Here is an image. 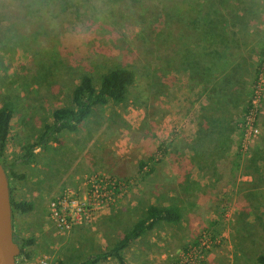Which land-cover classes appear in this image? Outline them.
Here are the masks:
<instances>
[{
	"label": "rangeland",
	"instance_id": "1",
	"mask_svg": "<svg viewBox=\"0 0 264 264\" xmlns=\"http://www.w3.org/2000/svg\"><path fill=\"white\" fill-rule=\"evenodd\" d=\"M0 1V107L12 108L2 162L10 197L32 204L12 213L13 240L32 243L18 264H79L106 251L147 204L174 205L181 220L131 243L125 264H260L264 0L234 2L221 21L220 10L199 19L209 0H41L37 12L30 0ZM211 49L219 63L205 82L192 80L199 51ZM114 66L134 74L123 102L95 108L77 132L36 148L33 163L16 161L52 109L70 105L82 73L96 86ZM12 162L23 179L8 175ZM102 174L121 187L90 201L88 179ZM62 195L80 222H54Z\"/></svg>",
	"mask_w": 264,
	"mask_h": 264
},
{
	"label": "trees",
	"instance_id": "2",
	"mask_svg": "<svg viewBox=\"0 0 264 264\" xmlns=\"http://www.w3.org/2000/svg\"><path fill=\"white\" fill-rule=\"evenodd\" d=\"M32 4L30 8L33 11H40L41 0H30ZM62 1V0H61ZM207 0H202L203 5ZM241 0H209L208 11H204V16L199 19H209V13L217 12L220 10L218 21H221L227 12L234 7V2ZM5 7V3L0 1V8ZM234 10V9H233ZM37 12V11H36ZM226 13V14H225ZM229 14V13H228ZM158 16V14H156ZM197 18V17H196ZM194 19L195 22L197 19ZM209 22H212L210 18ZM201 52L197 67L191 70L192 80H199L205 82L207 78L211 76L213 72V63H219V53L217 54L211 50H200ZM263 54V53H261ZM190 69L192 67H189ZM215 69V68H214ZM260 65L256 66L255 73H259ZM134 74L133 72L123 66H114L108 71L100 75L97 79V85L95 86V79L93 75L88 72H84L80 75L78 82L71 88L70 92V105L68 107H56L52 109L50 114V121L43 124L37 138L32 143H27L21 148V155L16 161L22 164L33 163L36 148L44 147L48 142L57 144L59 143L60 135L64 132L73 133L77 132L82 123L86 118L93 112L97 107L104 106L109 102L121 103L125 100L128 87L133 83ZM222 80V79H221ZM198 81V82H199ZM255 83V82H254ZM208 86V85H205ZM204 92L209 94L215 90L205 88ZM247 109L251 107V101H247ZM12 119V108L8 104H3L0 107V163L3 165L2 158L4 154L5 145L10 130V121ZM14 163L9 164L8 175L12 179L21 180L24 178L22 173H17L12 169ZM143 167V163L140 162L139 170ZM256 169V167H253ZM114 181L113 193L116 188L121 187L120 180L112 176L109 177ZM110 187V185H108ZM11 211L24 214L32 209V204L24 200H14L10 197ZM141 209V208H140ZM112 218V217H111ZM181 220V213L179 209L174 205H155L147 204L141 209L139 217L128 227H126L122 233L118 234L113 241L112 245L106 251H100L99 253L93 254L86 260L79 264H95L101 259L113 257L117 260L118 264H125L121 255L122 251L127 248L135 240L144 236L147 232L152 230L154 226L160 222L175 224ZM31 240H21L18 242L19 254L28 256V253L24 251L26 245H30ZM187 253V252H186ZM18 255V256H20ZM258 262L264 264V257L258 256ZM57 264H63L61 261Z\"/></svg>",
	"mask_w": 264,
	"mask_h": 264
},
{
	"label": "water",
	"instance_id": "3",
	"mask_svg": "<svg viewBox=\"0 0 264 264\" xmlns=\"http://www.w3.org/2000/svg\"><path fill=\"white\" fill-rule=\"evenodd\" d=\"M18 244L12 237V211L8 179L0 163V264H18Z\"/></svg>",
	"mask_w": 264,
	"mask_h": 264
},
{
	"label": "built area",
	"instance_id": "4",
	"mask_svg": "<svg viewBox=\"0 0 264 264\" xmlns=\"http://www.w3.org/2000/svg\"><path fill=\"white\" fill-rule=\"evenodd\" d=\"M110 185V187L108 186ZM88 188H89V196L90 201L98 198H103L106 201L108 199L113 198V188H114V181L106 175H93L88 179ZM66 198V197H65ZM64 196H60L56 199L55 202L52 203V218L54 222L58 223L61 222L62 224L58 223L59 227L63 226V224H69L72 221H81V215L77 213H71L70 211H66L63 201L65 200ZM83 204V201H82ZM87 209V202L84 203ZM108 204V202H107ZM84 219V217H83Z\"/></svg>",
	"mask_w": 264,
	"mask_h": 264
},
{
	"label": "crops",
	"instance_id": "5",
	"mask_svg": "<svg viewBox=\"0 0 264 264\" xmlns=\"http://www.w3.org/2000/svg\"><path fill=\"white\" fill-rule=\"evenodd\" d=\"M257 15H258V14H252V15H250V16L253 17L252 20L254 19L255 22L252 23V25H251V24H250L251 19H250L249 22H247V24L245 25L244 30H245V35H246V36H247L248 34H249L250 37H253V36L255 35V32L252 30L253 27L256 29V31L258 30V27L256 26V23H257L256 21H258V20H257ZM252 26H253V27H252Z\"/></svg>",
	"mask_w": 264,
	"mask_h": 264
}]
</instances>
